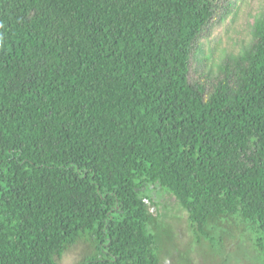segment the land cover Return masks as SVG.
<instances>
[{"label":"trees","instance_id":"trees-1","mask_svg":"<svg viewBox=\"0 0 264 264\" xmlns=\"http://www.w3.org/2000/svg\"><path fill=\"white\" fill-rule=\"evenodd\" d=\"M233 5L0 0V264L84 237L104 256L82 264H161L163 190L200 232H264V12L216 70L200 56Z\"/></svg>","mask_w":264,"mask_h":264},{"label":"rangeland","instance_id":"rangeland-1","mask_svg":"<svg viewBox=\"0 0 264 264\" xmlns=\"http://www.w3.org/2000/svg\"><path fill=\"white\" fill-rule=\"evenodd\" d=\"M233 3L232 13L213 29L209 40L203 41L200 56L214 70L225 56L239 54L249 45L255 20L264 12V0ZM149 194L154 200L149 204L150 211L156 218L152 225L163 250L161 264H264V232L253 221L229 219L200 232L168 191ZM102 256L97 243L84 237L66 251L58 264H82Z\"/></svg>","mask_w":264,"mask_h":264}]
</instances>
